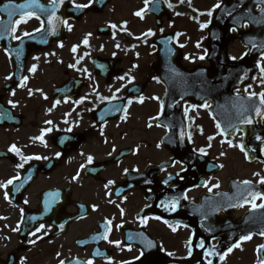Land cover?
I'll use <instances>...</instances> for the list:
<instances>
[{"label":"flooded vegetation","instance_id":"obj_1","mask_svg":"<svg viewBox=\"0 0 264 264\" xmlns=\"http://www.w3.org/2000/svg\"><path fill=\"white\" fill-rule=\"evenodd\" d=\"M221 1L192 0V6L189 7L187 0L183 4L180 0H168L174 6L169 9L165 0H157L155 5L149 6L150 11L145 18L140 20L134 13L144 7V0H97L92 8L83 12L72 10L70 0H65L56 15L61 20H68L73 26L72 32H68L62 23L56 22L57 35H47L51 29L45 23V32L35 33L34 37L18 41L8 33L5 39L0 40V46L4 45L0 47V112L12 116L11 120L6 117L0 119V182H6L17 174L21 177L7 189L8 200L4 198L5 189L0 188V217H5L0 219L1 262L59 264L62 259L65 264H75L76 260L83 264L91 259L94 264H107L111 259L114 264H123L124 261L134 260L142 248L138 241L129 242L127 234L142 232L155 244H162L166 251L174 253L173 257H169L165 251L152 249L147 253L148 260L145 264H196V261L203 260V257L194 258L195 252H203L195 247L200 239H204L206 245L210 246L235 243L239 237L247 235L246 231H239L238 222L247 212L252 211L250 206L230 207L229 205L236 203L235 200L226 204L220 197L225 194L238 196L245 187L243 180L259 184V178L264 177V154L262 160L254 163H248L244 159L222 160L218 152L222 151L224 144H216L212 140L209 147L208 137L219 136L211 107H203L205 103L210 106L209 102L199 107L191 104L184 106L188 144L181 141L179 135L175 143H167L164 123L153 119L163 114L161 105L164 89L150 67L156 61L151 41L165 33H171L177 26H199L193 17L201 23L209 18L197 17L191 8L206 12ZM224 1L248 6V18L264 19L261 12L264 5L257 0ZM29 2L30 0H0V6L5 3ZM75 2L86 3L88 0ZM37 3L45 9L50 6V0H37ZM152 8H158V11H152ZM25 11H32L47 21L48 13L42 12L40 8L33 6ZM176 12L182 15L177 16ZM20 15V12H16L12 17L13 21L18 20ZM0 21H3L0 33L5 26H13L8 24L7 13L0 12ZM125 22L132 35L121 30L116 32L115 40L112 39L114 30L108 26L116 24L119 28ZM38 27L39 21L33 18L27 24H22L16 35L20 36L25 31L35 32ZM250 27L251 25L245 30L250 31ZM161 28L164 29L163 33L160 32ZM149 30L156 35L146 38V43L135 39ZM88 33L92 36L90 47L86 49L82 40ZM44 39L47 43L40 42ZM61 43L63 48L59 47ZM117 43L119 48L116 47ZM74 45H80L76 54L71 52ZM101 47L103 51L100 50ZM17 49H22L19 60L16 59ZM51 53L55 55H50ZM85 53L90 55L86 56ZM34 56H39L40 60H33ZM80 57L83 60L78 67L86 68L92 74L91 79L86 78L85 73L68 67ZM33 64L37 65L35 74L28 71ZM97 65L105 67L101 70ZM133 65L137 67L133 68ZM126 74L131 75L134 82L124 87L127 81H120L117 77ZM10 75L13 78L7 80L6 77ZM22 77L28 78L24 88L19 87ZM256 77L250 90L264 91V87L260 86L259 74ZM29 88L34 93L31 96ZM38 89L48 97L47 100L43 99ZM116 89H122L118 93L120 99L112 104L107 103V100H98L97 95L109 98ZM94 90L96 94L89 95ZM12 92L16 95L13 96ZM242 94L246 96L243 91ZM85 96L88 100L84 104L77 106L73 103ZM140 96L144 97L143 103L138 102ZM65 98L69 99V103H63ZM128 99L133 100V103L128 109L126 121L121 119L122 111L105 114L108 109L118 106L123 108ZM9 100L18 106L11 108ZM56 100H61V104L53 108ZM49 109L52 110L49 112ZM67 113L71 115H66ZM102 115L103 120L100 119ZM65 119L69 121L68 125L63 123ZM47 120H52L55 128L61 131L54 130L45 137L48 142L46 148L32 138L38 136L41 129L52 127L46 125ZM149 123L152 124L151 128L148 127ZM69 126L73 127V132L63 131ZM260 126L264 127V120H260ZM189 134L191 140L188 139ZM66 136L70 139L61 143ZM12 144L26 156H47L49 159L30 161L23 169L17 168L21 163L19 157L8 152ZM157 144L161 146L157 148ZM188 147L194 154L187 152ZM113 148L116 149L115 152H112ZM201 148L207 151L206 156H199ZM136 149L139 151L133 154ZM57 152L62 154L59 159L55 155ZM172 152L176 154V159H173ZM81 153L84 155L81 156ZM88 155L94 157L93 164L80 172L78 181L70 182L80 166L86 164ZM174 161H180L185 170L181 169V164L171 166ZM215 165H218L217 171L212 170ZM234 166L237 168L234 169ZM125 169L128 170L127 175L124 174ZM133 169H139V172L132 171ZM245 171L249 172L239 174ZM178 172L179 177L168 180L169 175L175 176ZM255 173H260V177L255 176ZM109 180L114 181V184L106 189L105 185ZM146 180L152 183L148 184ZM217 184L219 187H214ZM261 187L264 190V185ZM209 188L212 190L209 191ZM50 192H59L60 196L46 212L44 202ZM109 192L112 193L111 196L107 195ZM116 192L120 195H115ZM184 194H187L188 199L180 201L176 212L163 211L159 206L162 200ZM203 198L207 201L199 208L198 204ZM25 200L28 201L27 204L24 203ZM109 200L115 203H109ZM116 205L124 209L123 217ZM221 205V210H214ZM93 206L96 211H92ZM21 209L24 210V224L21 225V232H14L12 229L21 219ZM32 216L41 219L30 221L28 218ZM154 216H160L161 220L149 219L147 226H142L139 222L141 217ZM106 218L113 220L109 240L123 241L121 248L95 239L103 234L101 225ZM164 220L168 224L163 223ZM40 223L51 231L33 245L30 241L36 237H32L28 229L34 230ZM60 224H64L63 231L59 228ZM118 224H123V228L116 230L115 225ZM169 225L177 227V231L172 232ZM205 228L211 231H206ZM193 234V255L183 259L187 257V240ZM130 243L131 252L127 251ZM261 244H264V238L252 236L250 241L244 242L240 249H234L220 264H257L256 249ZM97 250L101 255H94ZM135 264L141 262L135 261Z\"/></svg>","mask_w":264,"mask_h":264},{"label":"snow or ice","instance_id":"obj_2","mask_svg":"<svg viewBox=\"0 0 264 264\" xmlns=\"http://www.w3.org/2000/svg\"><path fill=\"white\" fill-rule=\"evenodd\" d=\"M71 4H72V10H75L77 12H83L86 9L92 8L93 4L97 2V0H88V2L86 3H76L75 0H70ZM100 2H103V0H100ZM242 2V0H241ZM258 3L264 5V0H257ZM65 3V0H50V6L45 9L42 8L38 3L37 0H30V2L28 4H12V3H5L3 4V6H0V12H4L7 13L8 16V24L9 25H13L12 27H7L5 26L4 30L2 33H0V40L5 39L6 35L8 33H11L13 38L18 40V41H22L25 38H30V37H34L35 33H44L45 32V23H47L48 26H50V31L47 32V35H51V36H55L57 35V28H56V22H60L63 24V26L67 29L68 32H72L73 31V26L68 22L67 19L61 20L60 17H58L56 15V12L59 11L60 6L63 5ZM157 3V0H144V7L141 8L140 10L136 11L134 13V15L136 17H138L140 20H143L145 18V15L150 11L149 6L150 5H155ZM165 3H167V7L169 9H173V4L168 2V0H165ZM180 3L183 4L185 3V0H180ZM187 4L189 5V7L192 6V0H187ZM37 7L40 8V10L42 12H47L48 16H47V21L45 22V20L41 19L39 15H35L34 12L32 11H25L26 8H30V7ZM225 8V6L223 5L222 2H217L211 9H209L206 12H202L199 11L198 9L192 7L191 10L197 14V17H202V16H207L209 19L206 22L201 23L199 21V19H196V17H193V19L196 20V23L199 24V28L201 31L205 30V29H209L210 25L212 24V18L214 16V13L217 12V10ZM152 11H158V8H152ZM235 11V8H232L230 10L226 9L224 12V15L226 16H233V12ZM16 12H20V18L18 20L13 21L12 17L16 14ZM262 14H264V9H261ZM177 16L182 15V13L180 12H176L175 13ZM35 18L36 20L39 21L40 23V27L35 29V32H28L25 31L23 32L22 35L17 36L16 32L19 29V27L22 24H27L29 20ZM222 19V17H221ZM244 20V17H236L233 20V23L238 25V26H232L230 27V29H228L230 32L232 33H237L239 28H248L250 24H264V20H256L254 17L249 18L248 22H242ZM3 21H0V24H2ZM110 29L114 30L112 33V39L115 40L116 38V32L117 31H124L127 32L128 35H132L131 32H128L127 30V23L125 22L124 24H121L118 28V26L116 24H110L108 26ZM169 27H172L171 24H169ZM164 29L161 28L160 32L163 33ZM156 33L149 30L145 33H143V36H138L135 37V39L137 40H143L145 43L147 42L146 38L155 36ZM183 35V33H176V40L178 41L179 37ZM92 34L88 33L87 35H85V37L82 40V45L84 48H89L90 47V39H91ZM215 39H219L218 36H214ZM41 43H47V40L44 39L42 41H40ZM173 38L169 37L167 38L165 41H163V43H165V45L168 44H172ZM245 46L248 48L247 51L243 52L240 56H231L230 59L233 61H236L237 59L239 60H243L245 57H248L250 55H252L254 52L257 53V57H256V62H255V67L259 70V81H260V86L264 87V44H258L256 42H254L252 39H247L245 42ZM201 46V42H197L196 47L200 48ZM59 47L63 48L64 45L63 43L59 44ZM80 45H74L71 48V52L73 54H76L78 52ZM116 47L119 48L120 45L119 43L116 44ZM153 47H155V45H153ZM178 47L183 48L185 47V45L183 44H178ZM101 51H103V48L101 47L100 49ZM22 49H17V56L16 59L19 60L20 59V53H21ZM169 51H171L169 49ZM50 55H55V53H51ZM85 55H90V53H85ZM115 55V53L113 54ZM207 56V50H205V55H202L199 57L200 60H204ZM185 59H189V57H184ZM33 60H40L39 56H34ZM83 60V57L77 58L75 63L73 64H69L68 67L71 69H74L78 72H83L86 74V78L91 79L92 74L90 72H88V70L86 68H80L78 67L81 62ZM98 68H100L101 70L104 69V65H97ZM137 67V65H133V68ZM28 71L30 73L35 74V72L37 71V65L33 64ZM131 71V70H130ZM247 77V72L244 73L243 76L238 77V79L243 82V79ZM13 77L7 76L6 79L7 80H11ZM257 77H253V79H256ZM117 79H119L120 81H127V83L124 85V87H127L128 84H132L134 82V78L131 75H125V76H119L117 77ZM159 82V81H157ZM28 83V78L27 77H22L19 83V87L24 88L27 86ZM40 92L41 96H43V99L47 100L48 97L46 95H44L42 90H37ZM68 91H71V89H68ZM109 91H111V89H109ZM122 91V89H116L115 92L112 93L111 97L106 98L104 96H99L97 95V98L99 101L104 102L105 100H107V103L112 104L114 101L120 99L118 93ZM245 94H246V98L241 97L240 93H241V89L237 88L236 89V95L238 98V111H237V117L239 119V125H244V126H251L255 123H258L260 120H264V91H260V92H256V91H252L250 90V87H246L242 90ZM28 93L29 95H33V90L31 88L28 89ZM13 96L16 95L15 92L11 93ZM96 94L95 90L93 93H90L89 95H93ZM153 99H159L158 97H153ZM88 100V97H82L77 101H73V103H75L77 106L84 104L85 101ZM89 103L91 101H88ZM138 102L139 103H143L144 102V97L140 96L138 98ZM63 103H69V99L65 98L63 100ZM133 100L128 99L126 102V105L121 108V107H115L113 109H108L106 110L105 114H109L112 112H123V116L121 117V119L123 120H127L128 118V109L129 107L132 105ZM8 104L11 108H16L18 105L16 103H14L13 101L9 100ZM61 104V100H56L53 104V108H55L57 105ZM204 108H208L210 107L207 103H205L203 105ZM52 109H49V112ZM75 110V109H73ZM89 111H94V109H89ZM161 112H163V105H161ZM187 112L188 110H185V116H187ZM66 115H71V113H67ZM7 118L9 120L12 119L11 115H8L7 113L4 112H0V119L3 118ZM255 118H259L258 120H254ZM101 120L104 119V116L102 115L100 117ZM153 119H159V117H153ZM46 125H52V127H45L43 129H41L40 134L36 137H33L32 139L34 141H38L41 145H43L44 147H48V142L45 139L46 136H49L54 130L55 131H61V129L55 128V126L53 125V121L52 120H47ZM63 123L65 125L69 124V121L67 119H65L63 121ZM76 127H78L79 125H75ZM93 127H95V125H93ZM148 127H152V124L149 123ZM217 128V132L218 135L221 137H226V136H235L236 133H241L242 132V128L240 126H238L237 124H231L230 127L228 129H222L221 125L218 123L216 125ZM63 131H66L68 133L73 132V127L69 126L65 129H63ZM103 128H101V135H103ZM179 138L181 141L184 140L185 138V133L184 131H181L179 134ZM69 137H64L60 142L64 143L65 141L69 140ZM188 139L191 140V135H188ZM215 137L214 136H210L208 137V141H209V147H211V141L214 140ZM240 140L243 141L244 140V135L241 134L240 135ZM255 141L259 142V144L264 145V137H262L261 135H256L255 136ZM169 142H171V140H169ZM105 143H107V141H105ZM221 143H226L228 145V147L230 148H238L240 150V152H242L244 154L245 159H248L249 156V152L246 150V145L244 143H233V139H224L221 141ZM161 145L157 144V148H159ZM116 149L113 148L112 152H115ZM139 151V149H136L133 154H136ZM252 151H255V149H252ZM8 152L15 154L16 156L19 157L21 163H19L17 165V168L23 169L24 165L29 163L30 161H39L41 159L47 160L49 159V157L47 156H39V155H32V156H26L24 155L21 150L15 145L12 144L9 148H8ZM261 154H264V148L260 149ZM56 158L59 159L61 157V153L57 152L56 154ZM81 156L84 155V153L80 154ZM109 155H111V153H109ZM199 155L200 156H206L207 155V151L203 148L199 149ZM221 155H224V153H221ZM94 162V157L91 155H88L86 157V164H82L80 166V170L77 172L76 175L72 176L71 181L70 182H75L78 181L80 179V172L83 171L85 168H87L89 165H92ZM177 164H181L180 161H174L172 163L171 166H175ZM222 167V165H221ZM181 169L185 170L183 168V165L181 164ZM132 171L135 172H139V169H133ZM128 170L125 169L124 170V174L127 175ZM257 177H260V173H255L254 174ZM180 173H176L175 176L173 175H169L168 180H173L176 177H179ZM31 177H29L30 179ZM21 179L20 175L17 174L16 176H14L11 179H8L6 182H0V188L5 189L4 192V198L5 200H8L9 197V193L7 191V189L9 188L10 185H13L15 183V181H19ZM148 184H151L152 181L150 180H146L145 181ZM165 183L167 184L168 181H165ZM258 183L260 185H264V177H260L258 180ZM114 184V181L109 180L107 182V184L105 185V188L108 189L110 187H112V185ZM242 184L245 186L244 189L239 193V195L237 196V200L241 201L240 203H233L231 205H229L230 207H244L245 205H249L251 210L253 212H256L258 209H264V203H259L257 204L256 201H264V193L258 192V191H253V186H252V182L250 180H243ZM22 186V184H21ZM205 186L207 187V184H205ZM214 187H219V185H214ZM17 191H19V188L16 189ZM212 189L209 188V191H211ZM107 195L111 196L112 193H107ZM115 195L119 196L120 193L116 192ZM59 196L60 193L59 192H50L47 194V198L45 199V211L47 212V210L51 207V204L57 202L59 200ZM126 199V197H125ZM187 200V194L184 195H177L173 198L167 199V200H162L160 202V207H162L163 211L166 212H176L179 208L180 205V201L181 200ZM231 199V198H230ZM10 202V201H9ZM25 204L28 203L27 200L24 201ZM109 203H115V201L113 200H109ZM119 209H120V216L123 217L125 212L123 208H120L119 205H116ZM150 207V205H149ZM223 206H219L217 208H215V211H219L221 210ZM96 207L93 206L92 211H96ZM21 219L20 222L15 226V228L12 229V231L14 232H21V225L24 224V210L21 209ZM83 219V217H81ZM0 219H5V217H0ZM30 221H36L38 219H41L40 217H36V216H32L28 218ZM149 219H155L157 221L161 220L160 216H154V217H141L139 222L142 226H147L148 220ZM205 219H207V217L205 216ZM261 221H264V217H260L258 218ZM163 223L168 224L167 220H164ZM101 227L104 229L103 234L102 235H98L97 237H95V239L97 241L99 240H103V241H107L111 244H113L116 248H121V245L123 244V241H111L109 240V236L113 230V220L112 219H105L103 225H101ZM169 227L171 228L172 232H176L177 231V227L169 225ZM187 227V226H185ZM59 228L61 231L64 230V224H60ZM116 230H119L120 228H123V224H118L115 225ZM206 231H211V229L209 228H205ZM30 235L32 237H36V239H33L30 241L31 244L35 245L37 243L38 240H42L44 239V236H46L51 229L50 228H46V226L43 223H40L38 226H36L34 228V230L32 228L28 229ZM42 233V235H41ZM261 236H264V231L260 232ZM194 236V234H193ZM193 236H190L187 240V257H183V259H188L191 258L193 255V247H194V239ZM252 239L251 235H242L241 237H239L238 241L235 242L234 244H232L231 246H229L227 248V250L223 253L218 251L217 245L216 244H212L210 246L206 245V241L204 239H200L198 244L195 245V247H198L199 249L203 250V260H202V264H213V260L215 258H218L219 261L223 262L226 260V257L233 252L234 249H240L241 245L246 242V241H250ZM127 240L129 242L132 241H138L139 244L142 245V248L139 250V254L137 256L134 257V260H128V261H124L123 264H135V261H140L141 264H145V262L148 260V256L147 253L151 252L152 249H159L160 251H165V254L169 257H173L174 253L170 252V251H166L163 247V245H157L155 244L151 239H149L148 237H146L142 232L141 233H137V234H133L131 232H129L127 234ZM127 251L131 252L132 251V246L131 243L127 246ZM256 253H257V264H264V255H261V253H264V244H261L257 247L256 249ZM94 255L99 256L101 255L100 251L97 250ZM58 258H59V254H57ZM59 264H65L64 260H59ZM75 264H81V261L76 260ZM83 264H94L93 260L89 259L85 262H83ZM107 264H114V262L109 259Z\"/></svg>","mask_w":264,"mask_h":264},{"label":"water","instance_id":"obj_3","mask_svg":"<svg viewBox=\"0 0 264 264\" xmlns=\"http://www.w3.org/2000/svg\"><path fill=\"white\" fill-rule=\"evenodd\" d=\"M224 27H228V23H226ZM213 30L215 31L217 30V28L216 26H214V24H211L210 28L207 30L208 37H207V42H206L207 43L206 48L208 49L206 61L209 62V64H211V68L208 70L207 74L215 75L216 70L220 65V67L222 68L224 77H225V85H226L225 95L227 96L228 99H230L233 91H235L239 87V85L242 83L238 79V77L243 76V75H240L238 73L241 71L247 72V77H245L243 81H245L247 78L250 77V74L248 73L249 70H252L249 66L250 58L249 56L245 57L243 60L240 61V63L229 61L226 47L228 46V44L233 38L225 37V35H222L221 38L218 39V41H215L214 34L212 32ZM239 39L240 41H242L241 37H239ZM179 62H180V55L177 52V58H175V62H174V66L177 69H181ZM196 71L197 69L191 72H187V73L185 72L180 73V75L183 77V81L180 82L179 87L183 91L186 92L188 88L186 87V78L190 74H194ZM210 80L211 82L216 83V78H210ZM166 88H167V91H170L169 84H168V87ZM188 100H192V98L188 97L182 102H187ZM245 143H247V139L245 140Z\"/></svg>","mask_w":264,"mask_h":264},{"label":"rangeland","instance_id":"obj_4","mask_svg":"<svg viewBox=\"0 0 264 264\" xmlns=\"http://www.w3.org/2000/svg\"><path fill=\"white\" fill-rule=\"evenodd\" d=\"M176 31L179 33H183V35L180 36V43L185 45V49L183 52L189 54V59H186V63L184 62L183 65H195L197 61H199V57L202 56L203 49L202 47L197 48L196 44L197 42H203L204 41V35L199 29L198 25H192L188 24L184 27L177 26ZM202 45V43H201ZM243 49L241 48L240 44H233L229 47V52L231 56H240V53H242ZM216 143L217 140H216ZM233 143L239 144V140L234 139ZM222 151H219L220 158L223 160H238L242 158L241 153L239 152L238 148H230L228 145L223 146L221 148ZM221 153H224V155H221ZM237 168V166H234V169ZM249 171L241 172L240 175H244Z\"/></svg>","mask_w":264,"mask_h":264}]
</instances>
